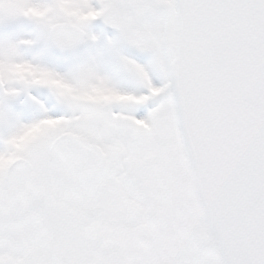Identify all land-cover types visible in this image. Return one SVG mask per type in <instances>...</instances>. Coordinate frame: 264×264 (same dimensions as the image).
Returning <instances> with one entry per match:
<instances>
[{
	"label": "snow or ice",
	"instance_id": "obj_1",
	"mask_svg": "<svg viewBox=\"0 0 264 264\" xmlns=\"http://www.w3.org/2000/svg\"><path fill=\"white\" fill-rule=\"evenodd\" d=\"M0 264H264V0H0Z\"/></svg>",
	"mask_w": 264,
	"mask_h": 264
}]
</instances>
